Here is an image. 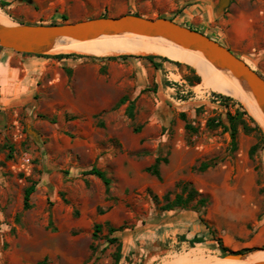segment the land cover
Listing matches in <instances>:
<instances>
[{
    "label": "rangeland",
    "instance_id": "1",
    "mask_svg": "<svg viewBox=\"0 0 264 264\" xmlns=\"http://www.w3.org/2000/svg\"><path fill=\"white\" fill-rule=\"evenodd\" d=\"M219 2L0 0V12L25 25L128 13L175 19L222 38L264 79V0H232L222 14ZM58 55L71 58H51ZM43 56L11 61L22 90L0 101V264H115L119 245V264H207L225 259L220 242L242 253L239 264L264 254V130L240 102L166 57H155V69L143 55ZM236 111L243 122L234 149L228 115ZM157 158L168 160L161 181L146 172ZM203 163L210 167L200 172ZM92 167L110 179L109 193L83 175ZM179 183H191L206 207L163 212L164 197L181 193ZM194 238L203 243L191 244Z\"/></svg>",
    "mask_w": 264,
    "mask_h": 264
},
{
    "label": "water",
    "instance_id": "2",
    "mask_svg": "<svg viewBox=\"0 0 264 264\" xmlns=\"http://www.w3.org/2000/svg\"><path fill=\"white\" fill-rule=\"evenodd\" d=\"M21 1L32 4V0ZM231 1L220 0L218 14H222ZM123 35L159 38L202 54L214 67L226 71L242 84L264 117V79L217 41L167 18L150 19L130 14L61 25H3L0 23V48L18 54L47 55L57 44ZM225 259L241 262L243 255H228ZM253 264H264V262Z\"/></svg>",
    "mask_w": 264,
    "mask_h": 264
},
{
    "label": "bare ground",
    "instance_id": "3",
    "mask_svg": "<svg viewBox=\"0 0 264 264\" xmlns=\"http://www.w3.org/2000/svg\"><path fill=\"white\" fill-rule=\"evenodd\" d=\"M0 23L14 25L7 15L0 12ZM116 37H119L116 39ZM121 37V38H120ZM115 38L114 40H110ZM81 53L97 58H113L131 55L166 57L179 64L192 67L203 78V86L215 93L230 96L240 102L249 115L264 130V117L257 109L251 95L242 84L226 71L214 67L200 53L189 51L167 40L135 35L109 36L85 42L57 44L50 54ZM249 260V259H248ZM264 262V254L253 256L250 264ZM240 261L226 260L217 264H239Z\"/></svg>",
    "mask_w": 264,
    "mask_h": 264
},
{
    "label": "trees",
    "instance_id": "4",
    "mask_svg": "<svg viewBox=\"0 0 264 264\" xmlns=\"http://www.w3.org/2000/svg\"><path fill=\"white\" fill-rule=\"evenodd\" d=\"M2 7L6 6L5 4H1ZM1 10V9H0ZM2 11V10H1ZM127 15H130V13H128ZM135 16L138 17H142L138 14H133ZM104 18H108L107 16H103ZM159 18H163V17H159ZM90 20V19H89ZM171 21H174L173 19H169ZM65 22H67V19L64 18V21L62 24H64ZM26 25H32V24H26ZM51 25H61V24H56L53 23ZM192 29V28H190ZM0 50H2L0 48ZM230 51V50H229ZM24 56H32V57H37V58H42L45 57L43 55H28V54H23ZM55 60H63V59H69L71 58L70 55H58V56H54L51 57ZM114 60V59H111ZM147 60L153 65V67L156 69L158 68L156 63L154 62L155 57H150L147 58ZM162 62H169L166 58L162 59ZM174 65L176 66H180L179 63H174ZM194 72V70H192ZM196 82H199V79H196ZM242 116L243 114H241L239 111H236V114L234 116H232L231 114L228 115V130L230 131L231 134V139H232V147L235 149L236 148V136L238 133V126L239 124H242ZM215 127H219L222 126L225 130H227V127L225 125H223L221 122L218 123H214ZM244 126V130H247V127L245 125ZM187 128H190L189 126H187ZM256 150V147H253L250 150V153L253 154L254 151ZM161 163L167 164L168 160L167 159H161V158H157L155 160V163L146 169V172L148 174H151L152 176L156 177L159 181L162 180L161 178V173H160V165ZM210 167V164L208 163H203L201 164V166L199 167V171L200 172H205L208 168ZM83 175L85 176H94L97 179H99L103 185L105 186L106 189V193H109V187L111 184L110 179L107 177V175L102 172L101 170H99L96 167H92L90 170L85 171L83 173ZM178 188H181V193L177 194L175 196V198L170 201L168 196L166 195L164 197V200L166 201V204L161 208V210L163 212H172L178 209H194V210H199V209H204L208 203V200L206 198L200 197L199 193L194 189V187L192 186L191 183H179L177 185ZM35 192V186L32 185L30 187H28L25 192H24V209L28 210L30 208V197L31 195ZM186 195V196H184ZM156 202H158V198L154 197ZM101 232V226L97 225L95 227V234L94 237H97V233ZM114 232V230L112 231ZM182 239H185L184 237H182ZM111 243H117L118 239H111L110 240ZM191 244L193 245H197V244H202L203 240L202 239H198V238H194L192 241H190ZM220 246V251L222 253V256H228V255H241L242 253H231L229 252L224 246L223 244L220 242L219 244ZM122 258V253H121V245L118 246V251L116 253V257H115V264H119L120 260ZM228 259H222V260H215V261H209L207 264H217V263H221L224 262ZM38 264H45V261H42Z\"/></svg>",
    "mask_w": 264,
    "mask_h": 264
},
{
    "label": "crops",
    "instance_id": "5",
    "mask_svg": "<svg viewBox=\"0 0 264 264\" xmlns=\"http://www.w3.org/2000/svg\"><path fill=\"white\" fill-rule=\"evenodd\" d=\"M33 1L34 0H32V2ZM207 14H208L207 16L209 18L212 17V13L208 12ZM173 20H174V22H176L182 26L192 28L193 30L197 31V29H198V28H193V27L187 26L186 24H184L178 20H175V19H173ZM204 35L208 36L210 39H212L214 41H217L222 46H224L225 48L229 49L232 52L230 46L228 44H225V42L222 41V38L219 39L217 37H213L206 32H204ZM232 53L235 56H237V54H235L234 52H232ZM53 55H55V54H53ZM23 56H24L23 54H18V53L11 52V51H6V50L0 51V101L3 104L8 103L11 96L16 95L18 92H21V90H22V84L23 83H20V86H17L18 85L17 82L21 81L20 80V72H19V70L13 69L11 67V65H10L11 61L16 60L19 62L23 61L26 63L33 64L37 60H43V61L46 60L45 57L37 58V57H32V56H26L24 59ZM62 61L66 62V59H63ZM164 68H166V67H164ZM160 73H161V71H160ZM173 75L174 74L169 73L168 75H166V78L169 79ZM3 93H5L6 95L4 96Z\"/></svg>",
    "mask_w": 264,
    "mask_h": 264
},
{
    "label": "built area",
    "instance_id": "6",
    "mask_svg": "<svg viewBox=\"0 0 264 264\" xmlns=\"http://www.w3.org/2000/svg\"><path fill=\"white\" fill-rule=\"evenodd\" d=\"M179 86H182V84H185V81H182L180 83H178ZM172 92H177V90L175 89V87L173 86V88L171 89ZM188 90H183L180 92L181 95L187 94ZM177 97V96H176ZM177 99V98H176ZM178 102H181V100L177 99Z\"/></svg>",
    "mask_w": 264,
    "mask_h": 264
}]
</instances>
